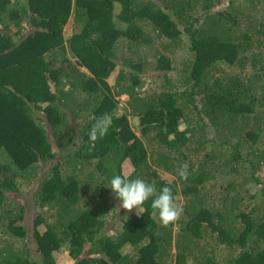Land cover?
I'll return each mask as SVG.
<instances>
[{"label":"trees","instance_id":"obj_1","mask_svg":"<svg viewBox=\"0 0 264 264\" xmlns=\"http://www.w3.org/2000/svg\"><path fill=\"white\" fill-rule=\"evenodd\" d=\"M123 173L170 186L179 220L162 226L150 198L110 232L123 216L107 185ZM61 250L74 264H264V0H0V264Z\"/></svg>","mask_w":264,"mask_h":264},{"label":"clouds","instance_id":"obj_2","mask_svg":"<svg viewBox=\"0 0 264 264\" xmlns=\"http://www.w3.org/2000/svg\"><path fill=\"white\" fill-rule=\"evenodd\" d=\"M111 125L112 116L108 113L96 119L89 132L90 148L107 134ZM179 175L187 179V165L180 167ZM107 186L120 201V207L129 213L135 209L138 216L145 212L144 204L151 198L152 215L155 216L158 213L159 221L164 227L178 221L183 214V207L177 204L170 186H164L158 190L155 181L150 182L142 178L131 179L128 173L114 175Z\"/></svg>","mask_w":264,"mask_h":264},{"label":"rangeland","instance_id":"obj_3","mask_svg":"<svg viewBox=\"0 0 264 264\" xmlns=\"http://www.w3.org/2000/svg\"><path fill=\"white\" fill-rule=\"evenodd\" d=\"M71 27V23L68 25V28ZM67 28V29H68ZM110 84H113V81H110ZM121 101V106L124 107L125 106V102L127 101V97H123L122 99H120ZM133 122V121H132ZM184 126H182L183 128ZM53 162L44 165V170L49 169L52 166ZM166 178L169 179V181H173L172 178L166 176ZM33 191L29 188H25L24 189V194L22 195V200H20L19 197L15 198L16 201L19 202H23L24 205L26 206V209L28 210V217H27V221H29L30 223H32V220L34 219V214H32L33 212V208H34V204H33ZM15 197V195L13 196ZM132 212H136V210L134 209ZM125 213V215H123ZM119 214L122 215V219L117 220L116 222H113L111 224L108 225V229L110 230V232H117V231H121L122 230V226H123V221L124 218H127L128 215L130 214L127 210L121 208V210H119ZM40 230L43 232L44 228L41 227ZM113 234V233H112ZM221 254H223V256L227 257L228 256V252L227 251H223ZM56 258L58 260V264H74V262L71 260V258L68 256V251L67 250H61L59 251L56 255Z\"/></svg>","mask_w":264,"mask_h":264}]
</instances>
